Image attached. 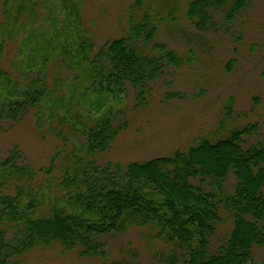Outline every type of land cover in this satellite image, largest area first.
I'll use <instances>...</instances> for the list:
<instances>
[{
    "label": "trees",
    "instance_id": "trees-1",
    "mask_svg": "<svg viewBox=\"0 0 264 264\" xmlns=\"http://www.w3.org/2000/svg\"><path fill=\"white\" fill-rule=\"evenodd\" d=\"M146 2L135 0L126 35L97 48L82 28L79 0H62L64 27L53 19V32L37 27L46 0H1L0 124L33 114L42 125L48 116L60 145L39 170L18 146L0 161V264H29L28 253L56 245L102 264H138L133 249L120 260L111 252L113 238L132 228L166 244L150 264H264V129L234 123L233 97L216 133L188 149L126 164L98 159L132 123L116 100L132 89L133 111L147 108L154 84L186 62L156 41L162 13ZM253 2L190 0L188 17L209 31L216 10L226 7L233 22ZM60 66L75 75L65 96ZM226 222L232 227L221 233Z\"/></svg>",
    "mask_w": 264,
    "mask_h": 264
},
{
    "label": "rangeland",
    "instance_id": "rangeland-1",
    "mask_svg": "<svg viewBox=\"0 0 264 264\" xmlns=\"http://www.w3.org/2000/svg\"><path fill=\"white\" fill-rule=\"evenodd\" d=\"M134 2L79 0L82 28L94 39L97 48L109 39L127 34ZM189 3L190 0H147L145 8L153 15L158 10L163 17L156 41L177 51L186 62L181 67L171 68L154 84V94L147 108L133 111L132 89L122 100H116L115 109L126 108L132 123L119 134L109 151L98 156L100 161L126 164L188 149L199 137L216 133L231 97L235 100L234 123L259 122L264 129V0H254L233 22L227 20L226 7L216 10L218 21L209 31L189 19ZM46 4L39 8L43 18L37 25L38 30L53 32L50 21L57 18L64 27L62 0H46ZM12 47L16 53L17 47ZM4 66L9 68V63L6 61ZM57 74L64 80L63 95H68L71 82L75 80L74 73L60 66ZM172 93L180 96L167 100ZM89 109L87 106L82 111L90 117L88 122L91 123L93 113ZM42 110H47L45 104ZM47 118L43 116L42 125L33 114L22 123L0 124V161L18 146L36 170L49 167L60 140L50 133ZM51 175L57 177L58 171ZM39 179L38 175L37 181ZM42 181L46 182L45 176ZM234 184L236 179L231 174L229 186ZM231 227L232 223L226 222L220 226V232L228 233ZM147 233V229L132 228L123 236L114 237L111 241L113 258L123 259L125 252L133 249L138 252V264H150L154 252L164 249L166 244L145 238ZM25 259L29 264H102L101 259L64 252L60 245L36 248Z\"/></svg>",
    "mask_w": 264,
    "mask_h": 264
}]
</instances>
